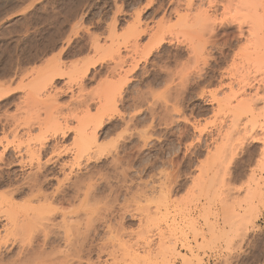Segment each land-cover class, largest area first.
I'll use <instances>...</instances> for the list:
<instances>
[{
	"label": "rangeland",
	"instance_id": "1",
	"mask_svg": "<svg viewBox=\"0 0 264 264\" xmlns=\"http://www.w3.org/2000/svg\"><path fill=\"white\" fill-rule=\"evenodd\" d=\"M14 140L0 264H264V0H0Z\"/></svg>",
	"mask_w": 264,
	"mask_h": 264
},
{
	"label": "bare ground",
	"instance_id": "2",
	"mask_svg": "<svg viewBox=\"0 0 264 264\" xmlns=\"http://www.w3.org/2000/svg\"><path fill=\"white\" fill-rule=\"evenodd\" d=\"M87 72H84L83 73V75H85ZM56 74V76H60L61 74H57V73H55ZM47 79V75H45V80ZM54 80V79H53ZM52 81V80H51ZM40 84V82L39 81H34V83L32 84V89L33 90H35L37 87H38V85ZM55 94H57V93H55ZM55 96H57V95H55ZM15 127V126H14ZM12 128V127H11ZM16 129V128H15ZM12 130V129H11ZM4 131H6V130H4ZM13 132H15L14 130H12ZM12 131H11V133H12ZM7 132V131H6ZM13 134V133H12ZM15 134V133H14ZM14 136V135H13ZM7 137V136H6ZM4 138V137H3ZM8 138H9V136H8ZM8 138H5L4 140H8ZM14 139H16V136L14 137ZM3 140V139H2ZM82 141H84V147L81 149V150H78V151H76V154H75V157H74V159H73V162H74V164L78 161V159L84 154V153H86L87 151H89L90 150V148L89 147H86V145L90 142V141H92V143L94 144L95 143V139L93 138H88V137H86V136H84L83 138H81V142ZM39 142H40V140H39ZM17 144V142L14 140L13 142H3V141H0V146H2L3 148H4V153H6L5 151H7L8 150V148H9V146H11V145H16ZM42 145V144H41ZM36 146V145H35ZM15 147V149L16 150H19V149H21L20 148V145H18V146H14ZM13 148V147H12ZM42 150H43V147H41V148H39V151H33V148L32 149H28L27 150V152H28V154H30V156H31V159L32 160H34V159H37V162H38V166H41V163H40V160H39V157L41 156L40 155V152H42ZM18 154H19V152H18ZM20 154H22V153H20ZM37 157V158H36ZM21 162V161H20ZM22 163V162H21ZM35 181H37V180H35ZM33 184V183H32ZM31 184V185H32ZM37 184V183H36ZM36 184H33L32 185V192H31V195H30V197H34V198H44V199H47V196H45L44 194H43V192L41 191V188H38L37 187V185ZM81 186V185H80ZM40 187V186H39ZM86 188H87V191H86V195H88V193H89V191H90V189H91V187H90V189H89V187L88 186H86ZM257 188V187H256ZM78 189H80V187L78 188ZM260 191V190H259ZM257 189H255V190H253V192H252V195L254 196V198H255V196H257V195H259V192ZM88 192V193H87ZM262 194V191H261V193H260V196H262L261 195ZM259 196V197H260ZM258 197V198H259ZM23 226H24V224H22ZM22 225H21V227H22ZM36 226V225H35ZM19 227H20V225H19ZM21 227L19 228V229H21ZM29 227V225H27V228ZM33 227V226H32ZM14 228V227H13ZM15 228H16V226H15ZM23 228V227H22ZM30 228V227H29ZM45 228H47V227H45ZM48 228H49V226H48ZM19 229H15V231H17V230H19ZM50 229V228H49ZM8 231V230H7ZM44 231V234L49 238V230L48 229H46V230H43ZM50 231H52V230H50ZM31 233V232H30ZM11 235H13V233L11 234ZM15 235V234H14ZM27 236L29 235V233L28 234H26ZM50 235H51V233H50ZM10 236V235H9ZM17 237H19V235H16ZM66 236L68 237V235L66 234ZM32 237V236H31ZM45 237V236H44ZM32 238H35L34 236L32 237ZM46 238V237H45ZM22 239V238H21ZM31 239V238H30ZM15 240V239H14ZM25 239H23V241H24ZM48 240V239H47ZM15 241H17V239L15 240ZM20 241V240H19ZM22 241V240H21ZM22 241V242H23ZM28 241V240H27ZM30 241V240H29ZM32 241V240H31ZM24 242H26V241H24ZM33 243H34V241H33ZM22 244V243H21ZM24 244V243H23ZM22 244V245H23ZM32 244V243H31ZM29 245V244H28ZM27 245V246H28ZM44 245H45V243H44ZM1 260V259H0ZM1 263V262H0Z\"/></svg>",
	"mask_w": 264,
	"mask_h": 264
}]
</instances>
